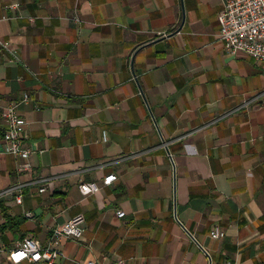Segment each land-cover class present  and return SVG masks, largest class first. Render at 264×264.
<instances>
[{"label": "crops", "instance_id": "0c3cea01", "mask_svg": "<svg viewBox=\"0 0 264 264\" xmlns=\"http://www.w3.org/2000/svg\"><path fill=\"white\" fill-rule=\"evenodd\" d=\"M224 1L0 0V147L15 102L34 148L0 152V264L77 214L55 264H264V62L226 52Z\"/></svg>", "mask_w": 264, "mask_h": 264}, {"label": "built area", "instance_id": "2783aa9c", "mask_svg": "<svg viewBox=\"0 0 264 264\" xmlns=\"http://www.w3.org/2000/svg\"><path fill=\"white\" fill-rule=\"evenodd\" d=\"M14 6V5H13ZM73 20L79 23L78 16H73ZM219 23L218 38L224 44L226 52L236 55L239 52L247 53L254 59L264 62V0H225L222 9L217 15ZM0 45L6 46V42L0 41ZM27 98L23 96V100ZM2 117L6 124L2 137L0 152L13 156L28 158L34 148L24 142L25 120L20 115L15 102L8 103L2 110ZM103 139L105 133L103 132ZM21 169L30 167L28 162L19 166ZM116 179L113 173L107 174L102 179V185H109ZM51 180L50 177H40L37 181L42 184L39 191L46 189V184ZM20 183H16L0 190V198L5 195H12L17 203H21ZM82 195L96 193L100 189V184L95 181H82L78 185ZM117 217H123L125 212L121 209L115 212ZM26 216L31 217V212H26ZM84 216L77 214L66 222L53 229L47 245H42L33 237L22 238L19 244L11 249L7 254V259L12 264L28 262V264H55L64 256L61 249L62 243L68 239H79L82 236V225ZM209 235L212 238L220 239L225 232L219 227L214 226ZM122 260H116L115 264H122ZM83 264H102L94 259H87Z\"/></svg>", "mask_w": 264, "mask_h": 264}]
</instances>
